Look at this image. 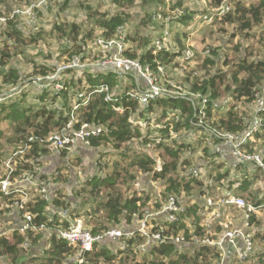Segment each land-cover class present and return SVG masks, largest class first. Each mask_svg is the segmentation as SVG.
<instances>
[{
  "label": "trees",
  "instance_id": "trees-1",
  "mask_svg": "<svg viewBox=\"0 0 264 264\" xmlns=\"http://www.w3.org/2000/svg\"><path fill=\"white\" fill-rule=\"evenodd\" d=\"M110 1H114L120 8H124L131 6L137 0ZM140 1L143 5L153 0ZM232 1L233 11L222 16L223 22H240L242 29L250 28L254 23L264 22V0H252L250 4H246L248 0ZM220 2L221 0H210L212 4H219ZM50 4L47 3L46 6L38 7L37 14L43 12L42 10L45 8H49L51 6ZM155 11L156 2L152 13H148L149 19ZM91 15L88 14L89 17ZM163 15L165 16L166 14L164 13ZM17 16L22 15H16L13 18ZM183 16L176 21H180L184 25L187 22ZM101 17L99 20H96L94 17L93 24L84 29H81V26L75 22L54 23L53 30L64 34L69 42L63 50V53L67 57H64L60 63L67 61L73 55H79L83 60L91 59V61L97 60L104 55L102 50H96V54L90 57L88 53L90 50L86 47V44L88 42L94 43L97 37H114L118 27H123L126 16L124 12H120L109 16L103 13ZM11 20L7 19L5 22H0V25H6L4 31L7 32L9 38L20 40L22 30L14 26ZM144 22L142 20V23ZM160 23V30L157 37L162 35L163 29L165 28V22L162 21ZM96 29H99L97 35H95ZM124 34L125 43L127 44L124 54L128 57L138 59L143 64H148L151 73L156 75L162 83L163 80H169L168 65L173 58L179 57L181 54L183 55V51L187 47L186 43L181 42L179 37L178 42L177 38L173 42L169 38L163 42V47L160 50L153 53V41L155 38L149 36L150 34L146 35L142 33L140 39L144 41L140 40L138 44V42H135L136 39H134L130 45L127 39L128 35L125 32ZM194 52L195 56L193 59L201 57L199 55L200 52L198 53L196 50ZM209 54H211V51L206 53V55ZM8 57V52L1 51L0 65H5ZM204 60L206 61L204 62ZM204 60L202 63L212 62L208 57ZM204 63L201 64V67L205 65ZM159 66L162 67V71H159ZM54 68L55 66L42 64L40 71L36 68L35 72L40 73L41 76H45L53 72ZM233 69L231 82L234 86L232 87L231 95L235 101L242 99L240 104L245 103L247 110L237 108L239 105L233 104L234 102H232L234 106L228 107L226 111L219 110L220 104L215 99L221 96V92L228 91V86L222 88L224 83L222 74H215L207 78L200 76L199 72L194 69V74L193 72H189L186 76L188 82H186L184 90L182 91L185 94L199 93L206 95V111L211 116L220 114L217 119L212 120L215 127L224 132L238 134L249 125V121L254 116V111L251 110L250 104L254 101L255 94L263 93L262 96L264 97V89L262 91V86H259V83L264 80V59L255 60L243 57L235 63ZM72 73H75L74 76H71ZM69 74H71L70 77L67 76ZM75 75L78 76L76 77ZM8 76L10 81L13 79L12 81L14 82L18 78V74L13 68L9 69ZM56 81L61 84V88L54 92ZM32 83L34 82L32 81ZM101 84H108L112 91H116L118 88H132L128 80L119 77L113 72L88 67L81 73H76L74 70L69 69L62 71L58 79L51 80L49 85L44 89H37L34 87V84L31 88H26L29 84H23L17 89V93L13 92L6 95L0 101V125L3 122H8L7 130L10 132L11 137L15 138V143L7 148L8 150L6 149L5 152H12L21 144L27 143L29 137L37 136L38 138L44 139L49 133L58 130L60 126L69 120V112L75 93L81 90H87V88L98 87ZM165 85L170 86L169 83ZM27 89H31L34 92L31 97L27 94L29 91ZM25 90H27L26 93ZM15 95H19V99L17 97L12 98ZM113 103L115 105H122L124 107L123 112L113 110L111 103L103 99V93L92 94L87 100V103L76 110L75 114L78 122L74 124L75 128H80L83 122L102 127V131L97 136L90 137L88 145L81 144L84 149L79 148L78 150L80 151H77L75 147L71 153L65 151L57 154L48 148L42 147L41 150L42 145L35 141L31 142L32 149L27 154V157H30L32 154L36 156L37 150L40 149L43 157L41 156L36 162H38L37 164L40 163L42 168L50 156L65 158L67 161L69 160L76 164L70 163V169L65 165L62 167L58 166L52 173L43 170L42 177H49L55 184L54 192L57 193V196L53 198V203L63 207H70L71 217L81 220L85 227L92 233L102 232L110 228L108 224L115 226L121 222H125L129 227H132L133 220L135 219L133 217L134 213L140 216L142 209L145 207H159L158 196L153 195L152 200L149 196L150 191L154 194L156 193L155 187L150 188L151 180H156V185L160 186L163 198H166L168 194H176L187 201L189 208L186 212L185 219L189 222L191 221L193 224L196 223L194 231L192 232L183 221L171 224L165 232L175 235L180 231L186 240H189L193 234H200L202 231L198 224L199 217L196 212L198 207L197 200L191 203L190 200L193 198L189 197L193 195H190V190L195 186L200 188L199 192L200 190L202 191L203 181L196 178H186L182 172L181 174H176L179 169L191 165H196L203 169V176L210 179L212 178L207 168L214 167L215 165L218 168L225 167L229 171L226 170L224 173L217 171L213 177L214 180H212V183L208 187L210 191L217 193L230 191L235 195L242 196L249 202L252 201L249 194L251 193L253 183L258 180V168L249 174L245 168L240 167L241 165L237 166V168H232L228 164L226 167L228 159L226 160L224 155L219 156L213 148L209 152V146H212L209 142L200 151V155L198 156L200 162L194 158L193 153L197 150V145L200 144L203 135L199 136V139H196L195 142H186V136L185 139H182V136L178 137L179 134L174 139L171 137V132L178 133L180 130L188 132L191 129H195L190 125L189 120L193 115L194 109L199 105L198 103L194 107L189 100L183 97L159 96L149 102L146 107L141 108L135 100L129 99L125 93L118 96L117 101ZM55 105H57V108ZM171 113L174 116L178 115L180 119L175 121L174 117H171ZM259 115L264 118L263 111H260ZM143 118L148 120V123L144 126L139 123ZM181 119L183 120L180 121ZM170 125L171 127H169ZM262 129V132L255 135V141L247 144L245 147L248 152L263 151L264 126ZM1 131L2 129L0 128V134ZM261 141L263 146L259 145ZM139 145L141 147L137 149L136 146ZM108 147L113 148L116 155H118L112 160L111 171L105 174L102 173L101 176L86 179L80 187L75 189V198H72L73 196L61 198L62 196L58 195V192L61 191L59 185H62L60 182L65 179L64 175L67 173L65 172L63 174L61 169L68 170V175L71 171L74 173L78 172L76 166L79 165L78 163L82 159V150L89 153L90 151L95 152V155H99L96 162L97 164H101V159H103L104 154H107V152H104V149ZM188 147H190L191 154L186 155V158H184L185 149ZM3 152L0 149V155ZM154 154L156 156L159 155L158 157L161 161L160 170H157L158 163ZM104 163L107 165L105 160ZM99 164L98 166H100ZM72 165L75 166L76 171ZM31 167L28 164H20L18 171ZM238 175L241 180L238 178ZM135 183H138V187L134 185ZM124 189L126 192L132 190L131 195L124 196L122 194ZM103 192L104 195L100 196ZM81 194H83L81 198H78ZM6 199V197H2L0 200V215L6 210V208L1 206L3 201L9 202ZM251 203L254 205L264 203V193L256 201ZM44 205V202L37 201L31 208V211L36 214L34 218L36 223L46 221ZM262 210H264V206ZM255 215L253 212L250 216L249 223L252 224L251 228L256 218ZM154 228L157 229L156 226ZM251 228L247 232L252 234L253 242L254 239L264 240V228H258L256 230H251ZM23 241H28L30 245L26 248L22 247ZM143 241L144 239L138 234H134L126 239L122 238L121 242L124 244V249H119L118 251L120 253H126L124 257L135 264H209L210 261L211 264H214L218 257V250L213 247L200 246L190 251L186 246L184 249H181L184 245H179L171 240L162 242L157 246L154 245L143 254L138 248L139 244ZM109 244L108 242L96 244L91 252H84L82 254L84 260L78 264L123 263L121 262L122 256H116ZM0 252L5 253L11 258L8 261L9 264H14L19 254L24 257L20 264H77L75 261L69 262V258L79 256L82 253L79 247L69 245L64 240L56 239L54 234L48 236L41 231L38 234L27 232L24 235L16 231L11 232L9 236L0 238ZM138 254L142 255V257L140 256L141 258H139ZM251 258L253 259V264H264V252L256 253L254 251Z\"/></svg>",
  "mask_w": 264,
  "mask_h": 264
},
{
  "label": "built area",
  "instance_id": "built-area-1",
  "mask_svg": "<svg viewBox=\"0 0 264 264\" xmlns=\"http://www.w3.org/2000/svg\"><path fill=\"white\" fill-rule=\"evenodd\" d=\"M46 1L48 0L37 1L22 8L14 7L10 12V16H0V22H5L16 15H25L35 20L37 8L43 5L46 6ZM193 1L202 2V4L207 3V0ZM170 4H172V0L159 2L156 6V11L151 16L153 21L165 22L162 35L153 41V53L160 50L163 47V42L169 39L168 24L175 22L176 19L186 14L184 8H170ZM231 11H233V1L221 0L210 13L202 12L196 19L204 24H211L215 19H221L223 15ZM164 13L166 14L165 16L163 15ZM93 45L96 50L104 52L101 58L89 61L91 59L83 60L81 56L73 55L67 61L55 65L53 72L36 79L34 78V87L37 89L46 88L51 80H57L60 73L67 69L81 73L88 67H94L97 70L110 71L119 77L125 78L132 85V88H118L116 91H112L108 84H101L98 87L78 91L72 101L68 122L60 126L55 132L49 133L44 139L37 136L29 137L27 143L21 144L12 152L6 151V157L0 159V200L2 197H6V200L9 201L8 203L5 201L1 203V206L6 208L3 214L8 216L6 220L8 225L5 227L0 226V238L9 236L13 231L22 235L27 232L38 234L40 231L48 236L54 234L56 239L64 240L69 245L77 246L81 249V255L69 258V262L75 261L77 264L84 260L82 254L91 252L96 244L105 243V240L108 239V243L117 242L119 247L124 249L121 239L129 238L134 234H138L144 239L138 246L142 253L154 245L157 246L162 242L171 240L179 245H184L181 249L186 246L190 251L200 246L217 249L218 257L214 264H249L253 262L251 256L254 253V242L252 234L247 232V230L252 226L249 223L251 213L256 212L258 208H262L264 203L254 205L242 196L235 195L230 191L223 193L211 192L208 187L212 183V179L202 177L203 169L196 165L185 167V171L182 172L186 178L195 177L203 181L202 191L200 190V192L189 197L193 198L190 200L191 203L197 200L198 207L196 212L202 232L191 235L189 240H186L180 231L175 235L165 232L171 224L180 221H183L192 232L196 223L193 224L185 219L189 208L187 201L176 194H168L166 198H163L161 188L158 192L156 190L155 194L153 193L154 196H158L159 207H145L142 209L140 216L134 213L133 217L135 219L132 227H112L98 233H92L81 220L72 218L70 207H63L53 203V198L57 196V193L54 192L55 184L49 177H42L43 168L36 161L41 156L43 157V153L41 154L42 147L48 148L57 154L65 151L71 153L79 143L88 145L90 137L97 136L102 131L101 126L92 125L88 122H83L80 128L74 127V124L78 122L75 114L76 110L86 104L89 97L94 93H103V99L110 102L112 109L117 112H123L124 107L120 104L115 105L113 102L117 101V97L122 93H125L129 99L135 100L141 108L146 107L149 102L159 96L183 97L189 100L194 107L198 103L199 105L194 109L193 115L189 120L190 125L195 129H191L188 132L185 130H180L178 133L171 132V137L174 139L179 134L178 137L182 136V139H185L186 136V142H192L196 136L199 139V136L203 135L204 138L208 139L213 150L219 156L224 155L223 146H228L232 158V168L252 163L264 176V149L262 152H248L245 149L247 144L255 141V135L263 130L264 118L259 115L260 111L264 112L263 96L258 93L255 94L253 101L254 116L243 131L238 134L224 132L215 127L212 120H210L211 115L206 111V95L199 93L185 94L182 90L171 86L172 84L166 86L158 80L156 75L151 73L148 64H143L138 59L124 54L127 44L125 43V34L122 26L118 27L114 37H97ZM208 52L209 50H205V54ZM194 56V50L186 48L181 56L183 61L180 62L179 69L183 67L186 69L185 72H193L194 74L195 71L192 64ZM186 65L189 66L188 69ZM158 69L162 71L161 66ZM60 88L61 84L56 81L53 91L56 92ZM5 97L0 96V101ZM55 107L57 108V105ZM171 117H174L175 121L180 119L178 115L174 116L173 113H171ZM139 123L144 126L148 123V120L143 118ZM187 134H190L194 140L188 141L189 136ZM35 141L42 145L41 150H37L36 156L32 154L27 157V154L32 149L31 142ZM159 162L157 161L158 165ZM20 164H28L32 167L18 171ZM159 167L157 166V170L161 169V165ZM247 171L251 172L253 169H247ZM156 184V180H151L152 186ZM151 185L150 188H152ZM198 194L199 196H195ZM58 195H61V198H65V193L62 189L58 192ZM153 195L149 193L150 199ZM37 201H42L45 204V222L36 223L34 220L36 214L31 211V208ZM29 245L28 241H23L22 243V247L25 248ZM0 264H9L3 254L0 255Z\"/></svg>",
  "mask_w": 264,
  "mask_h": 264
},
{
  "label": "rangeland",
  "instance_id": "rangeland-1",
  "mask_svg": "<svg viewBox=\"0 0 264 264\" xmlns=\"http://www.w3.org/2000/svg\"><path fill=\"white\" fill-rule=\"evenodd\" d=\"M37 1L41 0H1L0 16H10V12L12 9H14V7H26L31 3H35ZM155 2L157 6L158 3L161 2V0H155ZM155 2L153 0L148 4L142 5V2L140 0H137L129 7L120 8L114 1L110 0H48L46 1V3H51V6L47 9H43V12L38 13L36 20L31 19L25 15L17 16L16 18H9L12 19L11 21L14 26H17L22 30V36L20 40L9 38L7 32L4 31L6 25H0V52L6 51L9 54L7 63L5 65H0V96L4 97L10 93L16 92L17 89L23 84H29L26 88H31V86L34 84L32 83L33 79L41 76L40 73L35 72L36 68H38V71H40V66L42 64L55 66L59 64L64 57H67V55L63 53V50L65 48V45L69 44L68 38L64 34L59 33L57 30H53L54 23L59 24L61 22L67 21L75 22L76 24L81 26V29H84L93 24L94 17L96 18L99 16L98 18H96V20L102 18L101 16L103 13L109 16L124 12L126 18L123 25V31L128 35L127 39L129 41V45L130 43H133L134 39H136L135 42H138L139 44L140 40L144 41L143 39H140V35L142 33L146 35L150 34L149 36L154 38H157V34L159 33V26L161 25V23L153 21L148 17V13L150 12L151 14L155 7ZM251 2L252 0H248L246 1V4H250ZM212 3H210V0H207L206 4H202V2H194L193 0H172L170 8H184L186 14L183 17L187 23L183 25L182 23H180V21H176L179 18L175 20L176 22H170L168 24L169 28L167 29V31L169 32V38L172 39V42L174 40L176 41L177 38L178 42L179 37L181 39V42L187 44L186 48L196 50L198 53L200 52L199 55L201 57L193 59L194 62L192 63L194 69L199 72L200 76L210 78L215 74L223 75L224 83L222 85V88H224V86H228V91H225L224 93L221 92V96L217 97L215 101L219 102L221 106H227L229 104V107H232L234 106L233 104H237L239 105V107L236 106L237 108L247 110L245 103L240 104V101H242V99H240L239 101H235L234 97L231 95L233 89L232 87L234 86V84L231 82L232 72L234 70L233 68L235 63L240 58L245 57L247 59L255 60L264 59V22H260L257 24L254 23L250 28L242 29L240 26V22H223L222 18L215 19V21L211 24H204L197 20L196 17L199 14H201L202 12L210 13L212 9L217 5ZM88 14H92L91 17H89ZM142 20H144L145 22L142 23ZM98 30L99 29H96L95 35L99 33ZM183 39L184 41H182ZM86 47L90 50V52H88L90 54V57L96 54V49L92 42H88L86 44ZM205 50H209V52L211 51V54L206 55ZM181 56L182 54L179 57L177 56L176 58L172 59V61L168 65L169 80H163L164 84H172L171 86H175L174 88L178 90H184V85L186 84V82H188L186 76L189 74V72H185L186 69H184L183 67L179 69V64L183 61V59H181ZM206 57L212 60V62L204 63L206 61L204 60ZM203 60V63L205 65H203L202 68L201 64H203ZM10 68H13L18 74V78L15 82L12 81V78L11 81L8 78ZM186 68L188 69L189 66L186 65ZM74 74L72 73V75L69 74L67 76H74ZM75 76L77 77L78 75ZM259 86H262L263 91L264 80L259 83ZM27 90H29V93L27 92V94H29V96L31 97V95L33 94L32 90ZM27 90H25V93ZM258 94L262 96L263 93ZM19 95H15L12 98L17 97V99H19ZM232 102L234 103L232 104ZM250 106L251 110H253L254 103L252 102ZM219 115H212L211 120L217 119ZM0 128L2 129L0 134V149L4 151L2 155H0L1 159L2 157H6L7 153L5 152V150L14 145L15 138L11 137L10 132L7 130L8 122H3L0 125ZM187 136H189L188 141L194 140V138H192L190 134H187ZM196 139H198L197 136L192 142H195ZM207 142L208 139L204 138L203 136L200 144L197 145L198 152L194 153V158H196L198 161H200V159H198L200 150L202 151V149L207 145ZM262 144L263 143L261 141L259 145L263 146ZM140 147V145L136 146L137 149H139ZM211 151L212 146H209V152ZM104 152H107V154H104L103 159H101L102 163H98L100 166H98L96 162L99 155H95V152L93 151H90L89 153L87 151L85 152V150H82V159L79 161V165L76 166L78 168V172L74 173L73 171H71L68 175V170L66 171V169H61V172H63V174L67 172L64 175L65 179L60 182L62 185H59V187L64 190L66 198L71 196H73L72 198H75V189L80 187L86 179L101 176L102 173L105 174L111 171L112 160L118 155H116L115 150L111 147L105 148ZM186 152H191L190 147L185 149L184 158H186V155H188ZM154 156H156V154H154ZM158 156L159 155L156 156V161H160V158ZM104 160L107 165H105ZM70 163L75 164L72 161H67V159L65 158H55L49 161L52 169L58 166L62 167L64 165L68 169H70ZM159 165H161V161L159 162ZM159 165L157 164L158 168H160ZM72 166L76 171L77 169L75 168V166ZM254 166L255 165L252 163H246L244 166L240 167L245 168V170H254L256 169V167ZM184 169L185 168L179 169L176 174H181V172L185 171ZM207 169L212 180H214L213 177L216 175L217 171L224 173L227 170L225 167L218 168L217 165ZM258 172V180L253 183L251 193L249 194L252 198L251 202L256 201V199L261 197L264 193V176L260 170ZM239 175L238 178L240 179ZM233 176L235 175L233 174ZM134 185L138 187V183H135ZM154 187L156 188L157 192L160 190L159 186H152V188ZM199 189V187H193L190 190V195L198 193ZM150 192L153 195V192ZM131 193L132 190L126 192L124 189V192L122 194L126 196L131 195ZM82 195L83 194H81L78 198H81ZM103 195L104 192L100 194V196ZM195 196H199V194ZM254 213L256 214V218L251 230L264 228V210H262V208H258ZM7 218L8 216L6 214L0 215L1 227H5L8 225V222H6ZM81 219L83 220V218ZM108 226H110V228H125L129 225H127L125 222H121L119 225L113 226L108 224ZM105 242H109V240L106 239ZM109 245L112 247L113 252L116 256H122L121 262L123 263L121 264H135L124 257L126 256V253H120L118 251L121 248L119 247V244L117 242H112V244ZM254 246V251L256 253L264 252V240L254 239ZM1 254H4L3 256L7 261L11 260V258L5 253L0 252V255ZM19 256L22 255L19 254ZM138 256L139 258L142 257V255L139 254ZM113 264L120 263L115 262ZM209 264H211V261ZM249 264L253 263L250 262Z\"/></svg>",
  "mask_w": 264,
  "mask_h": 264
},
{
  "label": "crops",
  "instance_id": "crops-1",
  "mask_svg": "<svg viewBox=\"0 0 264 264\" xmlns=\"http://www.w3.org/2000/svg\"><path fill=\"white\" fill-rule=\"evenodd\" d=\"M26 85V84H25ZM21 93V92H20ZM34 93V92H33ZM220 107H219V110L220 111H222V109H223V111H226L227 109H228V107H229V104L227 105V106H221V104L219 105ZM79 148H81V149H84V147H83V145H81V143H79L77 146H76V150L78 151V149ZM86 148V147H85ZM201 151V150H200ZM223 151H224V158H226V160L228 159V162H227V164H226V167L228 166V164H230V166H231V162H232V158H231V155H230V153H229V148H228V146H223ZM196 152H198V149L194 152V153H196ZM193 153V154H194ZM187 154H191L190 152H188ZM55 158H57L56 156H50L48 159H47V161L45 162V164H44V166H43V170L45 171V172H48V173H52L54 170H55V168H53L52 169V167H51V165L49 164V161L51 160V159H55ZM230 162V163H229ZM49 171H51V172H49ZM249 174H251L252 172H248ZM240 213V212H239Z\"/></svg>",
  "mask_w": 264,
  "mask_h": 264
},
{
  "label": "water",
  "instance_id": "water-1",
  "mask_svg": "<svg viewBox=\"0 0 264 264\" xmlns=\"http://www.w3.org/2000/svg\"><path fill=\"white\" fill-rule=\"evenodd\" d=\"M228 254H229V253H228ZM22 257H23V256H19V257H17V260L15 261V262H16L15 264H20L21 261L23 260Z\"/></svg>",
  "mask_w": 264,
  "mask_h": 264
},
{
  "label": "clouds",
  "instance_id": "clouds-1",
  "mask_svg": "<svg viewBox=\"0 0 264 264\" xmlns=\"http://www.w3.org/2000/svg\"><path fill=\"white\" fill-rule=\"evenodd\" d=\"M64 191V190H63Z\"/></svg>",
  "mask_w": 264,
  "mask_h": 264
}]
</instances>
